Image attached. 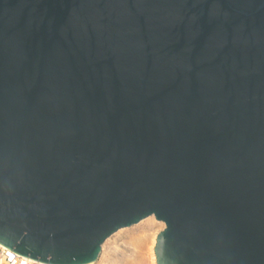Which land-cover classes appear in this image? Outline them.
<instances>
[{"label":"water","instance_id":"95a60500","mask_svg":"<svg viewBox=\"0 0 264 264\" xmlns=\"http://www.w3.org/2000/svg\"><path fill=\"white\" fill-rule=\"evenodd\" d=\"M150 216L157 264H264V0H0V244Z\"/></svg>","mask_w":264,"mask_h":264},{"label":"rangeland","instance_id":"374dc122","mask_svg":"<svg viewBox=\"0 0 264 264\" xmlns=\"http://www.w3.org/2000/svg\"><path fill=\"white\" fill-rule=\"evenodd\" d=\"M147 226L149 227L148 231L139 238L138 235H141V231ZM163 228V222L156 220L153 216H150L143 219L137 224L120 229L111 236H114V239H112V243L116 244L113 245L110 243L109 245H105V242L102 247V251L104 250L102 253L104 254L102 255L101 253L98 260L94 264H105L108 258H110L112 261H110V264H122L124 262V258L130 254V250L128 247L132 248V264H157L156 259L154 258V248L152 246L155 236ZM111 237L107 240L111 239ZM108 246L115 247L117 252L109 256V252H107V250H109L110 247Z\"/></svg>","mask_w":264,"mask_h":264},{"label":"built area","instance_id":"2783aa9c","mask_svg":"<svg viewBox=\"0 0 264 264\" xmlns=\"http://www.w3.org/2000/svg\"><path fill=\"white\" fill-rule=\"evenodd\" d=\"M0 264H51L39 260L27 258L12 251L7 246L0 244Z\"/></svg>","mask_w":264,"mask_h":264},{"label":"bare ground","instance_id":"6f19581e","mask_svg":"<svg viewBox=\"0 0 264 264\" xmlns=\"http://www.w3.org/2000/svg\"><path fill=\"white\" fill-rule=\"evenodd\" d=\"M152 222V221H151ZM150 222V223H151ZM153 225V224H152ZM148 229H149V227L147 226V227H145L141 232V235H138L139 236V238L140 237H142L143 236V234H145L147 231H148ZM119 233V232H118ZM116 236V235H115ZM130 236V235H129ZM132 237V236H131ZM156 237H157V235L155 236V238H154V241H153V248H154V246H155V243H156ZM112 239H114V236L113 237H111V239H109V240H107L106 241V244L105 245H109L110 243L111 244H116V243H112L113 242V240ZM117 239V238H116ZM120 239H122V238H120ZM120 239H118V240H120ZM116 241V240H115ZM125 241H127V240H125ZM119 243V242H118ZM118 243H117V245H118ZM111 246V245H110ZM110 246H108V247H110ZM103 247V246H102ZM129 248V250H130V254L129 255H127L125 258H124V262L122 263V264H132V248L131 247H128ZM110 250V251H109ZM109 250H107V252H109V256L110 255H113L114 253H116L117 251H116V248L115 247H110L109 248ZM104 251V250H103ZM102 251V252H103ZM127 251V250H126ZM101 252V253H102ZM104 253H102V255H103ZM108 254V253H107ZM154 257V256H153ZM102 258V257H101ZM155 258V257H154ZM111 259L110 258H108L107 259V262L105 263V264H110L111 262ZM102 263V262H101ZM92 264V263H91ZM94 264V263H93ZM113 264V263H112Z\"/></svg>","mask_w":264,"mask_h":264}]
</instances>
